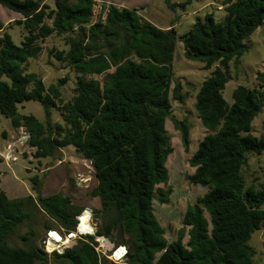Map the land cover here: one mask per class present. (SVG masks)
I'll use <instances>...</instances> for the list:
<instances>
[{
  "label": "trees",
  "instance_id": "1",
  "mask_svg": "<svg viewBox=\"0 0 264 264\" xmlns=\"http://www.w3.org/2000/svg\"><path fill=\"white\" fill-rule=\"evenodd\" d=\"M165 1L171 9L179 6ZM221 1L226 12L222 21L207 14L180 37L187 59L202 62L207 69L219 64L196 98L201 122L212 133L190 160L194 173L189 180L209 191L184 214L183 225L188 228L184 243V229L177 240L168 241L154 208L156 199L167 203L170 193L158 186L168 180L166 161L173 152L166 122L172 118L175 28L163 30L137 10L114 4L104 21L93 24L96 0H54V9L43 0H0L3 7L22 14L16 24L27 30L20 46L9 33L0 34V116L29 133L37 159L73 146L93 162L97 184L91 196L101 203L96 213L110 215L97 236L116 247L126 246L127 264H254L249 241L264 226V186L246 188L242 169L248 154L264 152V138L252 134V122L263 110L264 74H258L262 81L258 88L237 87L232 105L222 93L230 62L248 50L246 40L264 22V0ZM53 34L69 35L66 58L79 74L77 94L67 103H62L58 86L46 89L27 68L29 59L42 51L41 43ZM163 66L170 71L160 72ZM102 74H106L103 82L85 79ZM172 94L183 101L180 83ZM28 101L41 103L46 122L33 114H19L18 105ZM53 109L67 128L52 122ZM174 123L188 146L189 126L176 119ZM32 181L38 191L41 180L35 176ZM36 205L68 232L76 229V217L85 210L69 194L39 195L37 203L32 196L11 199L0 178V264H50L51 258L57 264H102L93 235L51 256L39 246H11L10 235L30 218Z\"/></svg>",
  "mask_w": 264,
  "mask_h": 264
},
{
  "label": "rangeland",
  "instance_id": "2",
  "mask_svg": "<svg viewBox=\"0 0 264 264\" xmlns=\"http://www.w3.org/2000/svg\"><path fill=\"white\" fill-rule=\"evenodd\" d=\"M43 1L50 6V9L55 8L54 0ZM114 1L123 8L137 10L140 16L161 29H171L172 27L177 33L178 42L172 65L173 78L170 92L172 118H168L166 122L169 145L173 152L166 161V167L169 170L168 180L158 186L162 192H170L168 194L169 201L162 204L156 199L154 208L157 219L166 230L168 241L177 240L181 230L184 229V243H186L188 228L183 225L184 214L189 206H195L198 199L209 191L207 186L193 185L189 180V176L194 173L190 160L197 152L205 136L212 133L201 122L195 106L196 98L203 82L211 76L219 64L216 63L207 69L204 63L187 59L180 37L187 34L193 24L198 19H204L207 14H213L217 22L222 21L226 14L225 6L221 0H173L179 5L173 9L167 5L165 0ZM100 5L98 2L95 6L97 12H95L92 20L93 24L98 20ZM102 5L108 4L103 3ZM9 11L12 10L0 5V19L8 21V27L0 34L9 33L14 43L20 46L27 35V30L25 26L16 24L17 18L13 19L19 13ZM8 18L9 20H7ZM46 23L52 25L53 21L46 20ZM68 37L69 35L53 34L46 38L41 43L42 51L40 54L29 59L27 65L28 72L41 78L46 89L51 85L59 87L62 103L69 102L77 94L79 77L76 69L69 64L66 58L70 50ZM245 43L248 50L240 58L231 61L229 65V79L222 93L229 105L234 103L233 92L237 87L244 86L253 89L262 84V81L258 80L257 77L260 73L264 74V22ZM113 70L108 73L113 72ZM169 71L167 66L160 67L162 73ZM105 75H87L85 79L103 82ZM4 80L7 78L4 77ZM177 83L181 85L182 102L175 100L172 94ZM18 112L22 115L33 114L41 122H46L45 109L38 101L19 104ZM174 119L189 126L188 146L183 144L181 132L175 127ZM52 122L67 128L56 109L52 110ZM15 131L16 133L10 138V142L6 146L3 134ZM252 134L258 138H264V105L262 112L252 122ZM26 136H29V133L23 127L15 130L9 118L0 116L2 190L11 199L32 196L35 203H37L39 195L47 197L56 193L69 194L76 205L92 210L95 224L94 232L97 233L103 229L108 223L110 215L105 216L96 213L97 209L101 207V203L98 198L91 196V191L97 184L92 161L78 153L73 146L57 150L52 157L37 159L34 157L35 149L24 138ZM12 157H16V160H12ZM242 174L246 181V188L252 186L255 189H262L264 186V152L248 154V161L242 169ZM35 176L41 180L38 191L34 190V182L32 181ZM36 206V208L31 209L30 218L20 224L10 235L8 242L11 246L23 248L39 246L45 249L44 241L49 231L47 226H52L53 230H60L59 226L38 205ZM84 214L90 215L89 212ZM206 217H209L207 213ZM105 239L101 238L98 242V245L101 246L99 257L102 264H127V256L123 259H116L113 256L115 244L108 238L105 237ZM249 245L254 251V264H264V226L254 232ZM49 255L51 256V254ZM50 264L57 263L51 258Z\"/></svg>",
  "mask_w": 264,
  "mask_h": 264
},
{
  "label": "built area",
  "instance_id": "3",
  "mask_svg": "<svg viewBox=\"0 0 264 264\" xmlns=\"http://www.w3.org/2000/svg\"><path fill=\"white\" fill-rule=\"evenodd\" d=\"M100 3L101 5L99 6V15L97 16L98 17V20H105L107 18V15H108V12H109V4L108 5H102L104 2L101 1V0H98L96 1V4L94 5V16H95V12L96 11V8L95 6L97 5V3ZM105 4V3H104ZM93 16V18H94ZM97 20V21H98ZM26 139V141L29 142L30 140V135L29 136H26L24 137ZM16 160V157H12V160ZM93 163V162H92ZM85 212H89L90 213V217H89V220H88V223L89 225H91L92 227V231H86V230H81V223H82V217L84 215ZM77 219V225H76V229L74 231H66L65 229L63 228H60V230H49L47 232V235H46V239L44 241V246H45V251L46 253L48 254H52L53 252H58L59 254H63L67 249L69 248H73V246L75 244H77L78 241H88V236L89 235H93L95 236V242L96 244H94L95 246V250L96 252L99 254V251H100V245H98V242L99 240H101V238L103 240H106L104 236H97V233L94 232L95 230V224H94V220H93V212L92 210H89V209H85L81 215L77 216L76 217ZM54 235H57L59 238H60V241H57V238L54 236ZM98 239V241H96ZM67 240H70L68 243H65ZM62 248V250H60ZM121 248H124L125 249V253L124 255L120 258V259H123L127 256L128 254V250L126 249L125 246H118V247H115L113 248V253H114V257H115V254L117 253V251ZM119 260V259H118Z\"/></svg>",
  "mask_w": 264,
  "mask_h": 264
},
{
  "label": "crops",
  "instance_id": "4",
  "mask_svg": "<svg viewBox=\"0 0 264 264\" xmlns=\"http://www.w3.org/2000/svg\"><path fill=\"white\" fill-rule=\"evenodd\" d=\"M98 1V0H97ZM101 1H103L105 4L107 3V4H109V5H111V4H114V5H116V6H118L119 8H123V6H121V5H117L116 4V2L114 1V0H101ZM43 3H44V1H43ZM2 6V5H1ZM5 8V7H4ZM9 10H11V9H9ZM13 11V10H12ZM12 11H9V12H12ZM15 12V11H14ZM13 14H16V13H13ZM21 16V17H20ZM15 18H17V20L16 21H19V20H22L23 19V16H22V14H16L15 15V17L13 18V19H15ZM19 18V19H18ZM7 20H9V18L7 19ZM0 21L2 22V24H3V28H2V30H0V33L1 32H3L7 27H8V21H2V19H0ZM15 21V22H16ZM11 22V21H10ZM167 29H169V28H167ZM16 130V129H15ZM16 133V131L15 132H12V133H4L3 134V136H4V138H5V141H6V146H7V144L10 142L9 140H10V138L11 137H13V135ZM0 153H2L1 151H0ZM0 158H2L1 156H0Z\"/></svg>",
  "mask_w": 264,
  "mask_h": 264
},
{
  "label": "bare ground",
  "instance_id": "5",
  "mask_svg": "<svg viewBox=\"0 0 264 264\" xmlns=\"http://www.w3.org/2000/svg\"><path fill=\"white\" fill-rule=\"evenodd\" d=\"M90 215L89 214H84L82 217V223H81V230H86V231H92L91 225H89L88 220H89ZM57 238V241H60V238L57 235H54ZM70 240H67L65 243H68ZM125 253V249L121 248L117 251L115 254L116 259H120Z\"/></svg>",
  "mask_w": 264,
  "mask_h": 264
}]
</instances>
